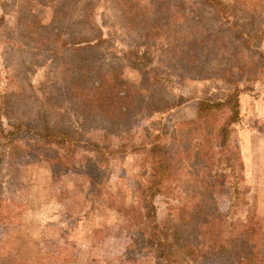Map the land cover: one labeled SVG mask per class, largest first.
Returning a JSON list of instances; mask_svg holds the SVG:
<instances>
[{
    "label": "rangeland",
    "instance_id": "obj_1",
    "mask_svg": "<svg viewBox=\"0 0 264 264\" xmlns=\"http://www.w3.org/2000/svg\"><path fill=\"white\" fill-rule=\"evenodd\" d=\"M41 1L0 0V15L4 17L0 21V264H164L158 259L157 243L172 236L169 203L176 214L185 201L194 207L203 205L199 195L207 192L198 177L214 189L203 212L211 211L210 218L216 217L226 238L234 237V242L219 251L209 248L212 239L199 235V254L193 264H264L261 19L254 18L244 6L237 9L234 0H223V8L210 0H183L193 13L180 12V0H154L156 18L172 24L175 19L177 30L184 36L208 37L211 57L204 76L182 78L166 51L165 38L157 35L147 39L142 27L128 29L112 1L81 0L77 5L69 4L71 0ZM54 1L69 4L65 7L71 17L64 25V38L91 33L81 22L82 16L95 19L102 27L105 43L92 49L102 79H108L113 67L121 68L123 77L138 87L142 74L132 64V55L126 56L128 59L123 56V52H138L147 66L141 67L146 76L156 68V74L168 80L167 89L179 97L181 105L156 112L157 104L148 91L143 93L141 109L126 125L81 119L79 100L69 96L63 85L62 69L67 65L59 56L67 55L66 51L59 45L29 42L21 36L24 24L18 18L23 10L31 9L36 21L48 24L53 17L49 3ZM232 22L238 23V30H245L242 38L231 36ZM78 75L72 69L71 80ZM235 90L240 92L241 117L231 128L230 154L219 162L191 165L198 177L192 175L174 188L172 196L159 198L157 223L147 221L142 215L146 210H139L142 203L137 190L146 146L165 135L169 138L177 123L195 119L200 100H222ZM39 101L56 105L60 117L40 110ZM55 120L71 125L74 139L81 140L73 153L67 144L60 149L38 141L37 132L27 128L15 137L6 136L13 127H33L42 133L43 123ZM11 141L13 145L8 146ZM85 142L101 146L111 143L113 154L103 158L99 152L90 153L82 148ZM108 193L117 196L116 202L124 203L128 210L136 211L122 214L110 210L105 203ZM244 256L252 262L246 263Z\"/></svg>",
    "mask_w": 264,
    "mask_h": 264
},
{
    "label": "trees",
    "instance_id": "obj_2",
    "mask_svg": "<svg viewBox=\"0 0 264 264\" xmlns=\"http://www.w3.org/2000/svg\"><path fill=\"white\" fill-rule=\"evenodd\" d=\"M101 1L104 3L113 2L114 6L122 12L123 21L128 29L142 27L146 30L147 39L157 35L161 36L162 39L165 38L168 45L166 51L173 59V66L181 70L182 78L186 75L204 76L211 57V46L207 36H184L177 30L175 19L172 24L170 20L156 18L154 0H145L144 3L140 0ZM62 2L49 3L53 9V17L48 24L36 21L31 9L29 12L23 10L24 12L21 19L18 18V22L22 23L23 21L24 26L21 30V36L27 41L44 42L48 46L59 45L58 47L66 51L67 55L64 53L59 56L62 63L67 65L66 68L63 67L62 69V74L65 77L63 85L70 92L71 95L69 96L74 97L75 95L79 100L77 101V111L81 119L99 120L115 126L126 125L130 122L134 113L141 109L143 93L148 91L152 93V98L157 104L158 110L156 112H167L181 105L178 102L179 97L170 89H167L168 80L162 79L156 74V68H151L148 72L149 77L146 76L147 74L141 67L147 66L142 63V56L138 52H134V54L123 52L124 59H128L126 57L128 55H132V64H134L139 74H142L138 87L123 77L121 68L113 67L108 79H102L100 77L102 71L94 54V48L101 47L105 43L102 27L95 19H87L86 16H82L81 22L90 28L91 33L64 38V25L71 17L70 11L66 12L65 6L71 3L77 5L81 0H71L69 4ZM87 2H92V0ZM210 2L221 8L224 6L223 0H210ZM239 2L242 5H239ZM234 3L237 9L244 6L245 11L251 13L254 18L261 19L258 23V31L260 32L259 38L264 41V0H234ZM25 4L30 7L29 2ZM39 4H43V2L41 1ZM178 9L183 13H193V10L183 0L178 2ZM3 18L0 15L1 22H3ZM238 27L237 22H232L229 29L234 39H240L245 34V30L240 31ZM233 38L231 37V40ZM152 63L153 61L150 64ZM72 69L79 73L73 81L71 80ZM177 76L180 78L179 75ZM26 95L31 100V95ZM39 102L41 103L40 110L53 112L56 117H60L61 112L57 111L60 109H57L52 102L49 103V106L48 102L46 105L42 104V101ZM43 116L42 112L41 119H43ZM240 117V92L237 90L226 95L222 100L202 99L198 102L197 117L195 119L183 120L177 123L169 138L165 135L159 142L146 146L141 175L137 179V190L142 203L139 210H146V212L143 211L142 215L147 221L153 224L157 223L156 201L159 198L172 196L174 188L179 186L185 179H191L192 175L198 177V174L192 173L191 165L198 161L204 163L219 162L224 156L230 154L231 128L239 122ZM69 126L71 125H64L61 121L55 120L51 123L44 122L41 126L42 133H39L33 127H13L12 131L6 136L15 137L21 133L23 128H27L30 132H37L38 141H44L46 144L57 146L60 149L67 144L72 148L69 152L73 153L74 147H78L81 140L74 139L73 130ZM75 134L79 136L78 129L75 130ZM6 136L5 138L9 139ZM111 137L113 136H110V139H112ZM85 144L86 146H83V149L90 153L99 152L103 158L113 154L111 143L103 146L96 143L85 142ZM12 145L13 142H9L8 146ZM120 148H123V152H126L125 145ZM103 166H105V163ZM198 180L202 182L206 190L204 192H207V195L205 193L199 195L203 205L194 207L192 204H185V201L182 203L181 209H177L176 214V209L172 207V203H169L170 209L173 211L172 236L157 243L159 247L158 259L164 264H193L197 254H199V244H197L196 239L201 234L212 239L209 248H217L219 251L227 248V243L232 244L231 242H234V237L226 238L218 219L216 217L210 218L212 216L211 211L205 209L203 212L205 201L210 199L208 196L213 195L214 189L207 180L201 177H198ZM194 195L196 197L195 193ZM117 199V196L108 193L105 202L107 208L122 214L136 211L134 208L128 210L124 203L116 202ZM190 200L192 199L188 201ZM199 214H201V217ZM241 254L245 255L246 253L241 251ZM233 256L241 263L236 255L233 254ZM244 257L246 263L252 262L250 257Z\"/></svg>",
    "mask_w": 264,
    "mask_h": 264
}]
</instances>
